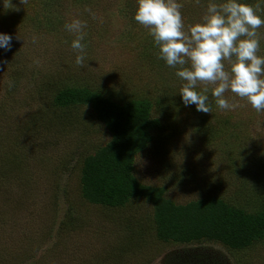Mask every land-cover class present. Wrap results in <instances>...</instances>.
Wrapping results in <instances>:
<instances>
[{
	"label": "rangeland",
	"instance_id": "obj_1",
	"mask_svg": "<svg viewBox=\"0 0 264 264\" xmlns=\"http://www.w3.org/2000/svg\"><path fill=\"white\" fill-rule=\"evenodd\" d=\"M179 2L187 31L208 0ZM241 2L264 17V0ZM135 9L136 0H0V32L13 37L0 50V264H264V237L241 249L164 241L146 197L107 206L83 196V161L112 135L90 106L53 105L75 85L118 102L151 101L158 127L132 164L142 185L176 205L217 197L264 208V110L230 91L224 96L237 107L219 109L210 82L196 88L208 89L210 113L185 107L177 69L158 59ZM73 19L85 23L82 66L64 27ZM257 32L264 56V26Z\"/></svg>",
	"mask_w": 264,
	"mask_h": 264
},
{
	"label": "trees",
	"instance_id": "obj_2",
	"mask_svg": "<svg viewBox=\"0 0 264 264\" xmlns=\"http://www.w3.org/2000/svg\"><path fill=\"white\" fill-rule=\"evenodd\" d=\"M84 104L93 109L112 135L105 146L83 161L81 184L87 200L117 206L146 197L154 205L158 237L164 241L208 239L241 249L264 237V208L248 211L217 197L176 205L163 198L161 189L138 181L133 172L134 156L152 140L158 127L150 100L118 102L78 85L63 87L53 99V105L64 110Z\"/></svg>",
	"mask_w": 264,
	"mask_h": 264
},
{
	"label": "clouds",
	"instance_id": "obj_3",
	"mask_svg": "<svg viewBox=\"0 0 264 264\" xmlns=\"http://www.w3.org/2000/svg\"><path fill=\"white\" fill-rule=\"evenodd\" d=\"M181 7L179 0H136L133 19L148 30L158 48V59L177 69L174 74L183 81L178 93L184 106L195 105L197 111L210 113L208 89L196 91L198 82H210L216 85L211 95L219 109L237 107L224 96L230 91L245 98L255 111L264 110V56L257 54V29L264 26V17L259 7L241 0H208L201 22L187 31ZM64 27L75 33L70 47L76 53L75 64L82 66L85 23L73 19ZM12 40V36L0 32V50L9 51ZM225 61L230 65L227 70Z\"/></svg>",
	"mask_w": 264,
	"mask_h": 264
}]
</instances>
